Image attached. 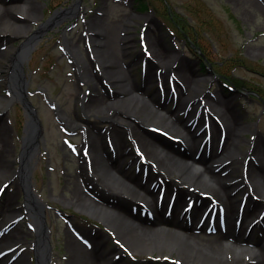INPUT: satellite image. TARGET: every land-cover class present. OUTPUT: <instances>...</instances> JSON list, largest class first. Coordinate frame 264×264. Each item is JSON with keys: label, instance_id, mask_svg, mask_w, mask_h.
<instances>
[{"label": "rangeland", "instance_id": "rangeland-1", "mask_svg": "<svg viewBox=\"0 0 264 264\" xmlns=\"http://www.w3.org/2000/svg\"><path fill=\"white\" fill-rule=\"evenodd\" d=\"M75 1L11 0L12 19L16 16L20 21H27L31 36L41 23L48 22L56 12L67 8L74 10L75 7L71 6ZM255 1L259 3V8L252 5V0H81L80 9L77 8L73 15H65L58 23L49 25L40 37L26 48L23 67L26 79L29 77V83L24 91L28 100L37 108L43 126L39 138L40 152L32 163L31 182L34 191L45 204L53 253L52 264H69L67 233L88 247L90 235H107L108 247L122 248L123 252L118 254L126 261L184 264L175 253L171 255L169 251L145 250L139 253L125 248L117 238L118 231L124 227L123 224L117 223L111 216L105 212L100 213L93 207L96 202L99 207L102 205L110 210L108 207L111 205L107 203L114 204L118 200L98 183H88L85 167L79 168V164L85 159L84 150L86 149V154L89 151V144L84 143L87 131L91 130L97 134V130H106L102 133L104 144L107 143L106 137L113 139L109 131L112 118L102 114V117L106 116L110 120L102 122L100 117L87 113V107L83 106V111L81 104L87 88L94 94L97 84L99 92L105 93L102 83L106 79L103 77V81L98 80V74H102L101 61L94 55L93 36L86 33L89 32L88 27L94 26L92 20L102 19L100 26H106L105 32L111 34L107 43L109 49L112 51L115 43L118 46L117 56L119 55L121 60L117 57V66L122 64L136 90L141 92V82L151 85L149 92L158 88L171 89V81L175 83L172 75L176 74L177 70L186 69L189 75L199 79L198 83H193L197 89L196 99L201 100L199 107H203L205 98L211 96L231 111H236V118L243 127L238 138L244 141L242 145L239 144L238 150L246 156L245 165L251 153L264 151V52L256 51V48L264 45V0ZM25 5L33 6L29 10L35 8V13H28L29 17H26L23 12L28 8ZM67 25H72V28L65 29ZM4 37L0 32V56L13 53L14 48L29 40L20 34L12 36L11 41ZM153 37H162L167 47L165 52L169 60L165 67L168 75L165 81L156 74L154 68L149 79L148 59H153L150 44ZM77 45V53L86 58L89 65L88 76L86 74L85 77H82L84 71L77 62L80 60L75 53ZM129 61H133L132 66L128 64L127 67ZM5 72L8 73V70ZM5 72H0V123L8 126L9 140L7 146L0 141V150L6 148L12 154L3 156L1 161L11 164L13 169L19 163L27 116L23 98H13L6 104L5 99L11 95L7 84L2 83L1 75ZM132 79L140 83L138 88ZM139 94L150 100V93ZM173 106L171 103L170 107ZM114 111V108L103 109V113L107 114H113ZM183 115L186 116L187 111L180 114ZM123 117L132 119L127 115ZM144 130L152 137H160L166 145L179 142L175 139L177 136L167 132L150 128ZM259 139L261 145L257 141ZM224 141L221 140L220 143L223 144ZM129 143L134 149L135 143L130 140ZM242 166L239 165L240 170L234 176H245L246 168ZM18 178V174L13 178H10L9 174L0 175V220L4 217L3 209L6 214L11 215L9 220L0 223V239L16 229L20 230V237L26 236L30 231L35 235L29 226L32 218L18 212L26 199L23 183L17 180ZM76 178L87 194V200L84 201L89 204L77 200L74 196ZM175 182L179 183L177 180ZM180 186L188 188L187 185ZM12 193H15L16 197L13 205L7 208L5 203L8 195ZM156 193L157 196L163 197L164 203H170L169 193L163 194L160 189H157ZM196 200V197L186 196L180 199V204L185 210L190 207L191 201L196 203ZM176 201L179 202L178 199ZM251 203L253 204V200ZM261 207L259 205L254 212L250 210L246 213V223L250 224L254 220L256 222L259 215H262ZM204 209L210 208L203 205L198 212ZM188 213L181 218L185 220ZM196 217L202 222L201 217L204 215L201 213ZM214 227L221 232L233 231V225L228 220L217 222ZM212 231L209 227L206 229L207 233H213ZM263 231L264 221L251 236L258 238ZM20 237L19 240L15 239L1 246L8 247L1 252L16 249L15 260L20 257V264H33V249L24 243L18 246L17 241H22ZM98 239L99 242L105 241L101 237ZM253 245L251 243V246ZM92 251L93 254L96 253L95 250L90 252ZM12 259L11 256L7 262L12 263Z\"/></svg>", "mask_w": 264, "mask_h": 264}, {"label": "bare ground", "instance_id": "bare-ground-1", "mask_svg": "<svg viewBox=\"0 0 264 264\" xmlns=\"http://www.w3.org/2000/svg\"><path fill=\"white\" fill-rule=\"evenodd\" d=\"M80 1L78 0L79 4ZM252 5L260 7L255 0H252ZM32 7L26 6L28 9L23 12L26 17H29L28 13H35V8L29 10ZM61 13L50 22L41 23L34 34L29 36V23L20 21L16 16L12 19L11 0H0V32L4 34V38L11 41L12 36L20 34L29 39L20 47L14 48L13 53L0 56V72L8 70V73L1 75L2 83L7 84L11 90V97L5 99L6 104L13 98H27L26 94L23 97L28 83L23 67L25 50L47 25L63 17ZM101 22L102 19L94 18V26L88 27V34L93 36L94 55L101 61L102 74L99 73L98 77H104L107 85L113 90L108 88L105 93L99 92L96 84L95 93L90 95L83 106L87 107V113L96 117L105 114L112 118L110 133L116 147L112 148L108 142L104 144L101 131L97 134L91 130L87 131L84 143L89 144V151L84 153L85 159L79 164V168L85 167L88 183H98L114 195L118 202L107 203L111 205L108 207L110 210L100 204L102 208L99 207L96 202L94 206L90 204L100 213L105 212L117 223L123 224L124 227L118 231L117 238L131 251H169L171 255L175 253L184 264H264V231L258 238L251 236V233L259 228L260 220L264 221V217L258 220L250 233H245L248 226L246 213L250 210L254 212L259 205L264 210V151L256 153L253 152L254 148L244 165L246 156L238 150L239 144L242 145L244 141L238 138L243 127L236 118L237 112L231 111L211 96L205 98L203 107H199L201 100L196 99L197 89L193 84L198 83L199 79L189 75L186 69L177 70L178 74L172 75L176 83L172 89L158 88L149 92L151 85L141 82L142 88L139 90L145 94L150 93V100L141 96V92L131 85V77L126 74L122 64L117 66V57L121 60L120 56H117V43L111 51L107 45L111 34L105 32L107 27H101ZM150 44L153 59H148L149 79L154 68L156 74L165 81L168 76L165 67L169 60L165 52L167 47L162 37H153ZM77 49L78 45L75 53L80 57L77 62L84 71L81 75L88 76L89 65L86 58L77 53ZM256 51L263 53L264 45L256 48ZM132 63L133 61H129V66H132ZM139 84L136 81L134 83L137 88ZM171 103L174 104L173 107H170ZM106 107L114 108V113H103ZM185 111L187 115L180 116ZM123 115L132 119L124 118ZM146 128L179 136V142L166 145L160 137H152L146 133ZM37 130L38 126L35 127L29 117L26 148L21 155V161L13 169L11 164L1 161L3 156L12 154L6 148L0 150V175L9 174L10 178H13L18 174L17 180H21L26 189L28 182L30 183L32 163L40 151ZM7 132L8 126L1 124L0 141L5 145L9 140ZM221 135L225 136L224 144L220 143ZM129 140L135 143L134 149ZM259 140L257 141L261 145ZM239 165L246 168L245 176H234L240 170ZM74 185L73 192L77 200H87V194L80 182L77 181ZM180 185H187L188 188H182ZM157 189L161 192L165 190L169 197H177L179 202L173 204V209L157 196ZM186 196L197 199L192 207L195 213L193 219H189L191 222L180 218L183 209L180 199ZM15 197V193L8 195L5 203L7 208L13 205ZM24 202L26 204H23L18 212L23 214L29 211L28 214L37 225V233L33 235L30 231L26 236L20 237V230H13L0 239V248L10 241L19 240L20 237L22 241H17V245L28 244L27 247L32 248L37 256V264H49L47 234L42 226V204L28 191ZM203 205L210 207L212 211L215 210L222 221H230L233 231L224 234L219 230L207 233L204 226L207 224L206 219L203 223L196 219L197 214L203 212H198ZM244 205L246 208L243 213ZM3 211L4 217L0 223L11 218L5 209ZM237 222L239 228L236 230ZM67 234L69 264H107L110 257L123 252L120 247H108V237L102 233L90 235L89 247L84 246L70 233ZM28 237L33 239L29 240ZM100 237L105 241L99 242ZM251 243L254 245L251 246ZM6 248L8 247L0 249V264H20V257L14 259L17 250L1 252ZM91 250L96 253L93 254ZM229 253L231 255H228ZM11 256L12 263L7 262ZM119 260H123V256Z\"/></svg>", "mask_w": 264, "mask_h": 264}, {"label": "water", "instance_id": "water-1", "mask_svg": "<svg viewBox=\"0 0 264 264\" xmlns=\"http://www.w3.org/2000/svg\"><path fill=\"white\" fill-rule=\"evenodd\" d=\"M26 107H27V110L28 111H30V115H31V120H32V122L35 124V123H40V120H39V117H38V115L36 114V112H35V110L32 108H29V106H28V102L26 103ZM28 124H27V128H26V132L28 133ZM38 134V133H37ZM26 142H27V140H26V137L24 138V143H23V145H24V147H26Z\"/></svg>", "mask_w": 264, "mask_h": 264}]
</instances>
